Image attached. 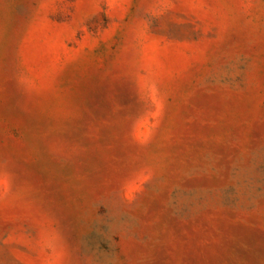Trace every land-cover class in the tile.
Returning a JSON list of instances; mask_svg holds the SVG:
<instances>
[{
  "label": "rangeland",
  "instance_id": "rangeland-1",
  "mask_svg": "<svg viewBox=\"0 0 264 264\" xmlns=\"http://www.w3.org/2000/svg\"><path fill=\"white\" fill-rule=\"evenodd\" d=\"M0 264H264V0H0Z\"/></svg>",
  "mask_w": 264,
  "mask_h": 264
}]
</instances>
